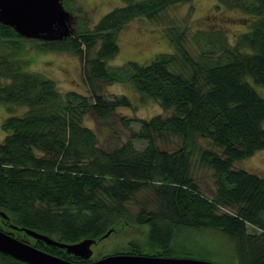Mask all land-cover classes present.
<instances>
[{
    "label": "trees",
    "instance_id": "trees-1",
    "mask_svg": "<svg viewBox=\"0 0 264 264\" xmlns=\"http://www.w3.org/2000/svg\"><path fill=\"white\" fill-rule=\"evenodd\" d=\"M180 1L186 0H125L93 27L61 39L26 37L0 22V104L26 107L2 122L0 210L7 218L0 214L1 229L79 261L81 256L20 227L75 242L100 240L109 228L119 231L133 222L148 226L152 254H168L184 227H213L236 239L239 264H264V175L233 166L264 149V97L246 79L250 75L264 85V0H218L254 16L233 43L221 28L169 23L163 31L173 51L155 53L147 63H107L120 51L119 31L127 22L141 16L157 21ZM29 41H42L31 48L78 54L92 100L28 69ZM100 81L128 83L142 101L155 100L172 111L122 116L124 125L138 121L139 129H132L119 147L103 148L84 124L86 114L104 118L132 100L127 94L104 98ZM170 136L180 138L176 149L156 144L157 137ZM137 139L147 141L141 150L134 144ZM194 165L213 170V196L195 180ZM144 189L150 197L132 213L127 203ZM124 251L143 253L137 242ZM0 264L28 263L0 251Z\"/></svg>",
    "mask_w": 264,
    "mask_h": 264
},
{
    "label": "rangeland",
    "instance_id": "rangeland-1",
    "mask_svg": "<svg viewBox=\"0 0 264 264\" xmlns=\"http://www.w3.org/2000/svg\"><path fill=\"white\" fill-rule=\"evenodd\" d=\"M66 10L71 12L70 24L75 33L78 29L93 27L97 21L108 11L125 0H62ZM77 8L81 9L79 12ZM254 18L236 8H227L218 4V0H186L169 5L161 13L157 21L147 17H136L127 22L119 31L118 41L119 53L107 60L108 65L114 67L128 60H136L147 63L151 57L158 52H170L174 50L173 45L164 34L163 27L169 23L177 26H189L193 29L207 28L214 30L221 28L226 31L230 42H234L236 34L242 33L249 28V20ZM32 41V40H31ZM42 41L27 43V55L30 63L27 68L40 71L52 78L62 90H76L90 97V90L83 77L81 59L78 54L71 51L40 50L31 46L41 45ZM246 79L264 97V85L254 82L252 76ZM101 93L104 98H113L115 94H127L131 100V106L119 105L111 111L107 117H100L90 111L84 118V124L94 130L98 137L100 146L106 149L119 147L129 140L131 130L139 129L138 121H131L124 125L121 117L142 118L151 117L158 113L171 112L172 109L164 108L155 100L142 101L137 93L128 83L100 81ZM26 109L22 105L0 104V143L4 140L6 132L2 128L3 120L12 114H22ZM180 138L170 136L169 138L157 137L156 144L168 150L176 149L180 145ZM203 144H208L202 140ZM135 146L141 150L147 141L135 140ZM236 168H243L259 175H264V149L254 152L252 155L236 160L233 163ZM195 180L200 184L202 190L209 196L215 194V183L213 170L207 167L193 166ZM149 190L138 191L127 203L131 212L134 213L139 205L148 197ZM264 216V212H263ZM147 225L131 223L125 225L119 231H113L105 237H101L92 245L93 254L91 259L104 255L120 254L125 252L124 247L137 242L141 244L142 251L152 254L154 248L146 239ZM250 231H257L248 224ZM162 249V247H161ZM168 254L186 255L214 261L220 264H239L236 252V239L227 233L213 227H184L172 241ZM106 253V254H105ZM84 260V259H79Z\"/></svg>",
    "mask_w": 264,
    "mask_h": 264
},
{
    "label": "water",
    "instance_id": "water-1",
    "mask_svg": "<svg viewBox=\"0 0 264 264\" xmlns=\"http://www.w3.org/2000/svg\"><path fill=\"white\" fill-rule=\"evenodd\" d=\"M71 12L62 0H0V22L12 26L18 33L30 38L61 39L73 34ZM0 214L7 218L5 211ZM14 228L19 226L12 224ZM26 233L43 241L66 248L85 261H73L39 248L0 228V251L28 264H220L200 258L184 256H157L144 253L109 254L89 260L95 238L85 237L75 242H63L47 233L27 226ZM109 228L101 237L112 232Z\"/></svg>",
    "mask_w": 264,
    "mask_h": 264
},
{
    "label": "flooded vegetation",
    "instance_id": "flooded-vegetation-1",
    "mask_svg": "<svg viewBox=\"0 0 264 264\" xmlns=\"http://www.w3.org/2000/svg\"><path fill=\"white\" fill-rule=\"evenodd\" d=\"M123 253H129V252H123ZM143 253L146 254L145 252H143ZM108 254H111V253H108ZM129 254H132V253H129ZM150 255H157V256H184V257H189V256H186V255H178V254H150ZM97 258H99V257H97ZM97 258H93V259H90V260H94V259H97ZM79 261H85V260H79Z\"/></svg>",
    "mask_w": 264,
    "mask_h": 264
}]
</instances>
